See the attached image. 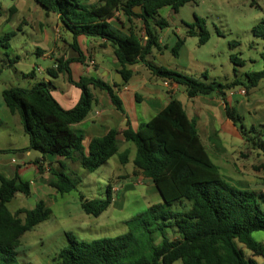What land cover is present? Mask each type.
<instances>
[{"label": "trees", "instance_id": "16d2710c", "mask_svg": "<svg viewBox=\"0 0 264 264\" xmlns=\"http://www.w3.org/2000/svg\"><path fill=\"white\" fill-rule=\"evenodd\" d=\"M33 1L45 12L58 16L71 34L69 47L77 55L72 59H57L53 67L45 70L46 75L53 79L65 75L67 83L80 94L74 106L64 109L54 98L52 90L55 87L49 80L36 81L30 88L11 87L1 92L4 105L10 114L18 115L28 138L26 151H36L41 158L50 156L77 161L91 173L114 155L118 156L120 164L128 163L129 151L119 152L117 136L121 134L135 149L132 174L139 172L149 179L160 199L127 220L126 232L113 238L77 241L67 234L68 245L57 253L55 264H257L255 258H264V244L252 237L259 232L264 235V195L234 186L220 175L194 123L175 98L135 131L129 127L123 131L112 129L105 136L92 139L86 154L82 135L71 129L97 104L92 90L105 91L113 107L122 112V103L113 87L118 88L130 79L132 73L126 67L136 62L143 63L152 76L183 87L188 98L214 92L223 97L225 90L237 85L236 80L227 85L206 83L146 61L153 49H160L150 20H154L159 29L165 28L167 22L156 19L158 11L170 7L176 13L192 0H97V4L84 0ZM114 12H121L127 22L133 19L142 22L144 43L131 30L125 33L110 23ZM262 13L263 18L252 28V35L264 41V10ZM12 35H5L3 47ZM79 36L100 38L109 43L120 66V84L113 82L110 86L92 76L72 78L70 64L83 62L77 43ZM186 36H196L200 45L205 44L209 34L203 19L195 17L194 23L187 27ZM183 41L177 38L171 49L172 56L177 57ZM230 61L237 65L240 60L231 55ZM28 76L33 77V73ZM245 79L243 86L247 90L255 88L264 80V69L247 73ZM223 101L226 117L238 129L244 142L261 154L260 168L264 169V141L260 139L264 124L259 125L258 130L254 126L247 130L235 108L230 107L225 98ZM33 163L37 164L38 160ZM37 171H42L40 165ZM51 174L54 180L48 186L57 194L75 190L76 182L65 172L62 162ZM17 194L29 197L30 183L17 173L10 178L0 173V264H17L16 249L21 236L50 215L43 201L32 209L19 208L11 212L7 205ZM78 200L86 215L97 218L112 202L111 187L107 185L104 199L88 200L79 195Z\"/></svg>", "mask_w": 264, "mask_h": 264}, {"label": "rangeland", "instance_id": "374dc122", "mask_svg": "<svg viewBox=\"0 0 264 264\" xmlns=\"http://www.w3.org/2000/svg\"><path fill=\"white\" fill-rule=\"evenodd\" d=\"M27 1L40 7L33 0ZM251 2L254 4L252 5ZM19 3L22 2L18 0L17 9L20 11L15 13L14 3L11 0H0V159L14 158L18 163H30L31 170H26L22 179L31 182L35 180L36 175L33 167L34 158L39 157L40 154L30 151V155H27L24 160H19L15 155L16 149L26 151L28 138L22 130L19 117L10 114L4 105L1 92L11 87L30 88L36 81L49 80L55 87V90H52L54 98L62 103L61 98L64 100V95L69 91L65 86L66 76L61 74L58 78H49L45 70L53 67L59 58L72 59L73 54L71 47H64L59 50L52 49L49 56L53 63L51 60L40 57L36 51L37 45H34V42L39 40L38 34L34 32L33 25L21 24L22 16L27 13L26 11L23 13ZM263 9L264 0H192L180 7L176 13L170 7L160 9L156 19H164L167 26L159 29L154 24V20H150V27L157 32L156 34L165 44H169L174 38L184 40L182 49L185 52H182L177 60L181 73L206 83L218 82L227 85L236 80L237 85L231 89L235 93L243 89L245 94L237 93V96L245 98L244 102L249 107L248 98L251 96L249 93L252 89L247 90L243 86L246 84L245 75L264 69V41L252 35V28L263 18ZM195 17L203 19L205 30L209 34L208 41L203 45L199 44L198 37L186 36L187 27L194 23ZM141 23L140 20L133 19L131 22L126 20L124 24L127 30L135 33L144 43L145 33ZM12 33L13 35L6 41L7 46L3 47L5 43L3 38ZM66 37L68 36L65 34ZM231 55L240 60L237 61V65L230 61ZM169 57L171 58L170 52H165V59ZM94 58L99 60L96 54ZM154 62L156 63L153 61V64ZM31 73L33 77L28 76ZM202 74L205 75L202 76ZM262 83L264 84V80ZM178 88L177 96L181 98L180 95L185 93L184 88L181 86ZM77 90L71 89L73 93ZM244 102L241 104L246 106ZM66 106L68 105H64ZM231 107L241 108L242 105L235 102ZM236 114L239 113L236 111ZM241 118V123L247 130L251 128L253 119L261 118V122L254 126L256 130L261 128L259 124H264L263 113L245 112ZM260 139L264 141V133ZM224 148L226 150L221 148L223 152L218 149L212 155L221 165L223 153L228 154L229 148L233 150L231 156L227 158L228 165L222 166L227 172L225 174L228 176L227 181L254 192L264 190V169L260 168L261 154L256 149H251L243 140L242 145L235 140H229ZM78 167V163L69 162L68 164L67 174L76 182L75 190L60 195L52 189L50 193L39 195L33 188L29 197L17 194L7 205L13 212L19 208L32 209L39 201H43L50 209V215L46 221L21 236L16 249L17 264H55L54 259L57 253L68 245L67 234L72 235L77 241L118 236L126 232L125 222L143 212L151 200L149 193L140 194L141 196L135 192H127L124 195L122 191L116 193V187L124 186L122 178L118 175H123L124 172L133 168L131 162L125 165L120 164L117 155L112 156L104 165L91 173L84 169L80 170L82 172L80 173ZM125 182L131 186L134 184L132 178ZM136 184L141 185L140 182ZM107 185L113 188L111 196L114 197L115 194L117 196L113 203L97 218L86 215L80 208L79 195H83L88 200L104 199ZM139 187L135 186L134 191H137ZM140 189L146 190L143 186ZM252 237L258 242L264 239L261 232L253 234ZM246 254L249 255L247 251Z\"/></svg>", "mask_w": 264, "mask_h": 264}, {"label": "crops", "instance_id": "0c3cea01", "mask_svg": "<svg viewBox=\"0 0 264 264\" xmlns=\"http://www.w3.org/2000/svg\"><path fill=\"white\" fill-rule=\"evenodd\" d=\"M20 1L22 3H19V6L23 8V13L25 11V13H27V15L22 16L21 24L26 25L29 23L33 25L34 32L38 34L37 37L39 40L34 42V45H37V54L44 59L52 61V58L49 56L52 52V49L55 48L59 50L60 48L69 47V44L72 42L71 34L63 27L58 19V16L55 13L45 12L41 7H38L37 5H34V3H30L27 0ZM84 2L88 4H97V0H93L92 2L90 0H84ZM12 3H14L15 13H19L20 10L17 9L18 0H13ZM109 21L112 25H114L121 31L125 33L128 32V30L126 29V25L124 24L126 18L121 14V12H114ZM153 32L155 34L157 33L156 31ZM65 34L68 36L66 37L67 39L65 38ZM157 37V45L160 49H153L151 54L146 58V61L152 64L153 61H156V63L154 62L155 64L153 65L162 66L181 73L180 71L182 70H180L181 68L178 66L177 60L180 58L182 52H185L184 49H182L184 41L183 45L178 50L177 57H174L171 54V49L175 45L177 38L171 40L169 44H165L158 35ZM144 39H146V37H144ZM77 43L83 56V62H74L70 64L72 78L76 80L79 76L98 77L102 82L112 86L114 77L116 76V74H119L118 71L120 70V66L117 63V60L113 53V49L109 45V43L100 38H88L84 36H79L77 38ZM71 51L73 54L71 58H76V53H74L73 50ZM165 52H170L171 58L169 57V59H165ZM95 54L98 56L99 60H96L94 58ZM89 61L94 62V68H91L88 65ZM126 69L130 70L132 73L130 79L118 88L113 87L115 95L122 103V112L116 110L113 107L105 91L92 90L97 98V104L92 107L91 112L88 113L84 120L71 126V129L75 133H79L82 135V146L84 148L85 154L87 147L92 139L103 137L112 129L123 131L127 127H129L130 129L135 131L138 129V126L141 123L149 121L158 112H160L169 103L171 98H175L180 103L187 118L194 123L196 131L212 163L218 168L220 175L227 181L228 178L226 177L228 176L225 175L227 174V172L222 166L228 165L227 158L231 156L233 150L229 148L227 149L230 150L228 154H226V152H224L223 155L221 154L223 157H221V165L214 160L212 153L215 150L221 148L223 150H226V148L224 147L229 140H235V142H239V144L242 145L243 139L238 129L226 117L223 99L225 98V101L230 107L235 102H237L238 105H242L241 108H235V110L239 113V116H242L243 114H245V112L250 114H264L263 80H261L255 88H252V92L249 93L251 94V96L250 98H248V107L247 103L244 102L246 99L237 96V93H239L240 89L237 93L233 92V89L225 90L223 97L214 92L208 96H196L194 98H188L185 93H182L180 95L181 98H179V96H177L179 89L177 85L171 83L166 84L164 81L152 76L148 68L145 67L143 63L136 62L132 65L127 66ZM65 84V86H67V90L69 91L64 95V100L63 98H61L63 104L59 102L60 100H56L64 109H69L77 102L80 92L76 89V93H73L71 89L74 87L67 83ZM63 101H66L68 103H65ZM242 102H244L246 106L241 104ZM64 105L68 106L64 107ZM250 109L251 111H249ZM253 120L254 122L251 126H255V124L261 122V118H256ZM117 140L119 143V152L128 150V163H132L135 152L133 145H129L127 142H125L121 134L117 136ZM15 155L17 157H20L19 160H24L27 155H30V151H25L22 153L16 152ZM34 159L38 160L37 164L33 163V167L36 171L35 180L28 182L31 185V189L33 190L34 188V190L39 195L43 193H50L52 191V188L48 186V183L54 180L51 171L56 170L60 162L63 163L66 173L67 171H69V162L78 163L77 161H69L50 156H46L44 158H41V156H39L35 157ZM12 160L15 159H0V173L8 178L13 177L14 174L17 173L22 179V175L24 174V172L26 170H31V164L25 162L18 163L16 160L15 162H12ZM38 165L42 167L41 172L37 171ZM82 169L83 168L79 165L78 172L82 173L80 171ZM132 171L133 168L127 172H124L123 175H118L119 178H122L124 186L116 187V193H118L119 191H122L123 195L127 192H135L139 195L149 193L151 200L147 203L146 208L152 204L158 203L160 201L158 193L149 179L144 178L139 172L135 175H132ZM131 178L134 180L133 186L128 184V182H125L129 181ZM136 182H140L141 185L136 184ZM232 185L246 189L245 187L240 185ZM135 186H140L139 189L143 186L146 188V190L138 189L137 191H134ZM111 190H113V188ZM255 193H261L264 195V190H258ZM111 197L112 204L115 197L117 196L115 194L114 197ZM260 242L264 244V239ZM255 260L257 264H264V258H255Z\"/></svg>", "mask_w": 264, "mask_h": 264}, {"label": "built area", "instance_id": "2783aa9c", "mask_svg": "<svg viewBox=\"0 0 264 264\" xmlns=\"http://www.w3.org/2000/svg\"><path fill=\"white\" fill-rule=\"evenodd\" d=\"M88 65H89L91 68H93V67H94V62H93V61H89ZM165 83L167 84V83H169V82H166V81H165ZM239 94H241V95L245 94V93H244V90H243V89H240ZM12 162H15V160H12Z\"/></svg>", "mask_w": 264, "mask_h": 264}, {"label": "water", "instance_id": "95a60500", "mask_svg": "<svg viewBox=\"0 0 264 264\" xmlns=\"http://www.w3.org/2000/svg\"><path fill=\"white\" fill-rule=\"evenodd\" d=\"M121 80H122V77L119 74H116V76L114 77V82L116 84H119ZM17 158L19 159L20 157H17Z\"/></svg>", "mask_w": 264, "mask_h": 264}]
</instances>
